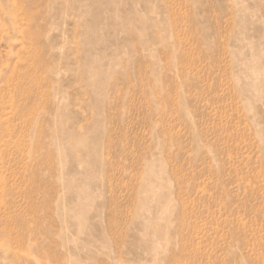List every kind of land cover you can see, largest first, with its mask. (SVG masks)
<instances>
[{"label": "rangeland", "instance_id": "1", "mask_svg": "<svg viewBox=\"0 0 264 264\" xmlns=\"http://www.w3.org/2000/svg\"><path fill=\"white\" fill-rule=\"evenodd\" d=\"M0 264H264V0H0Z\"/></svg>", "mask_w": 264, "mask_h": 264}]
</instances>
